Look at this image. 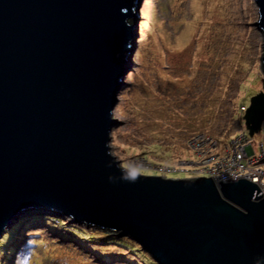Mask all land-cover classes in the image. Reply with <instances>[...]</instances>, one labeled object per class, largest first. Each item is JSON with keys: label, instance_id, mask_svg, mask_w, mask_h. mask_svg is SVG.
Returning <instances> with one entry per match:
<instances>
[{"label": "water", "instance_id": "1", "mask_svg": "<svg viewBox=\"0 0 264 264\" xmlns=\"http://www.w3.org/2000/svg\"><path fill=\"white\" fill-rule=\"evenodd\" d=\"M142 1L0 0V237L45 207L129 236L158 264H264L262 183L144 174L110 150ZM243 119L261 129L264 81Z\"/></svg>", "mask_w": 264, "mask_h": 264}, {"label": "rangeland", "instance_id": "2", "mask_svg": "<svg viewBox=\"0 0 264 264\" xmlns=\"http://www.w3.org/2000/svg\"><path fill=\"white\" fill-rule=\"evenodd\" d=\"M142 2L112 112L119 120L111 152L145 174L213 177L208 158L239 145L259 160L264 193V121L250 136L243 119L264 81L255 0H153L154 8ZM60 214L41 207L13 216L1 236L19 224L9 240L15 247L6 260L0 251V264H147L122 245L86 239L84 231L95 227Z\"/></svg>", "mask_w": 264, "mask_h": 264}, {"label": "built area", "instance_id": "3", "mask_svg": "<svg viewBox=\"0 0 264 264\" xmlns=\"http://www.w3.org/2000/svg\"><path fill=\"white\" fill-rule=\"evenodd\" d=\"M216 156L209 157V160L213 157L214 160L205 165L206 171L212 173L216 180L248 174L254 181L263 184V169L257 167L259 160L254 154L242 151L241 146L229 145L225 151Z\"/></svg>", "mask_w": 264, "mask_h": 264}, {"label": "trees", "instance_id": "4", "mask_svg": "<svg viewBox=\"0 0 264 264\" xmlns=\"http://www.w3.org/2000/svg\"><path fill=\"white\" fill-rule=\"evenodd\" d=\"M151 5L154 8L153 0H151ZM150 25H152V22H150ZM60 215L59 216H56L57 218H55V219L57 221H59V224L63 225L64 222H62ZM19 223H21V222H19ZM16 224H17L16 222L14 224H12L10 226V230H8V232H6L3 236L0 237V251L3 250L4 251L3 253H5L4 260H6V258H8L7 257L8 254H10V252L15 247L14 245L9 244V240H10V235H12L15 232L16 227L19 225V224L18 225H16ZM96 229L97 230H93V231L92 230H86V231H84V229L80 228V230H82V231L85 232L84 235H86V237H85L86 239H91V241H95V242H98L99 240H102L104 242L107 241L109 243H113V245H115V246L122 245L123 248H126V249H128L130 251L132 250V251H135L136 253L141 254V256L143 257L144 261L147 264H158L151 257V255L149 253H147L146 251H144L129 236L121 235V234H119V232L112 231V230H103V229H99V228H96Z\"/></svg>", "mask_w": 264, "mask_h": 264}]
</instances>
